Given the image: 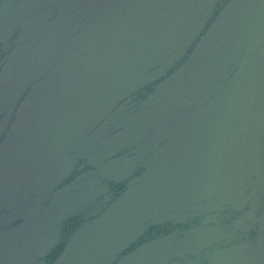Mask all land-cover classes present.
<instances>
[{"label": "water", "instance_id": "95a60500", "mask_svg": "<svg viewBox=\"0 0 264 264\" xmlns=\"http://www.w3.org/2000/svg\"><path fill=\"white\" fill-rule=\"evenodd\" d=\"M0 264H264V0H0Z\"/></svg>", "mask_w": 264, "mask_h": 264}]
</instances>
